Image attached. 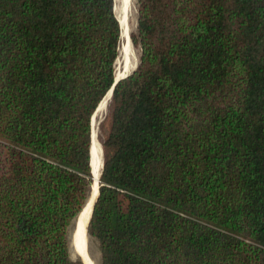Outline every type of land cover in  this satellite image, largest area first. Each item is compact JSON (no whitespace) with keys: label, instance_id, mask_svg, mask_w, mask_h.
I'll list each match as a JSON object with an SVG mask.
<instances>
[{"label":"trees","instance_id":"obj_1","mask_svg":"<svg viewBox=\"0 0 264 264\" xmlns=\"http://www.w3.org/2000/svg\"><path fill=\"white\" fill-rule=\"evenodd\" d=\"M114 5L0 0V264H83ZM135 25L88 225L100 264H264V0H136Z\"/></svg>","mask_w":264,"mask_h":264},{"label":"bare ground","instance_id":"obj_2","mask_svg":"<svg viewBox=\"0 0 264 264\" xmlns=\"http://www.w3.org/2000/svg\"><path fill=\"white\" fill-rule=\"evenodd\" d=\"M125 2L131 3V0H125ZM121 7H123V6H120L119 13L116 12L117 20L119 22V26L121 29V36H120L119 55H118V59H117L116 65H115V72H114L115 79H120V78L124 77L126 74H128L129 72H131L135 68V66H134L130 70V68H131L130 65L132 62H131L130 47H129V43L127 42V38H128V31L126 28L127 10L123 9ZM127 23H128V21H127ZM109 98H110V94L108 93L105 96L104 100H102L103 102H102L98 112L106 109ZM91 124H92V122H91ZM90 154H91V167H92V173H93V178H94V182H93V186H92V194L90 195L91 197H89L87 204L85 205L82 213L80 214L79 218L77 219L76 225L74 227L75 231L73 232V235H72V243L75 245V247L81 253L80 259L82 260L83 264H94L93 261L90 259L88 252L86 251V243H87L86 225H87V221H88L90 214H91L93 201H94L95 196L97 194L98 178H99V173H100L101 166H102L101 146L95 138L94 131L92 133ZM84 235H85V240H84ZM85 241H86V243H85Z\"/></svg>","mask_w":264,"mask_h":264},{"label":"rangeland","instance_id":"obj_3","mask_svg":"<svg viewBox=\"0 0 264 264\" xmlns=\"http://www.w3.org/2000/svg\"><path fill=\"white\" fill-rule=\"evenodd\" d=\"M120 6H123L121 8L127 10L126 28H127L129 38H130L131 33L135 30V27H136V25H135V22H136V0H131V3H127V2H125V0H119V1L115 0L114 8H115V11L117 13H119ZM127 21H128V23H127ZM127 42L129 43L128 38H127ZM130 44H131V39H130ZM131 50L132 51H130V54H131V62L132 63L130 65L131 66L130 70L134 66H135V68H134V70H135L139 64V50L137 48L133 47L132 44H131ZM116 61H117V59H116ZM116 61H115V63H116ZM111 100L112 99H109L106 109L101 110L95 114L94 119H93V125L91 126V133H93V131H94L95 138L101 146V159H102V161H103V144L105 142V139H106L107 134H108L109 129H110L111 108H112V101ZM73 228H74V224L71 228L70 236H69L70 254H71V257L73 259H79L80 260L81 253L75 247V245L72 243ZM84 240H85V235H84ZM86 251L88 252L89 257L93 261L94 264H100L101 256H100V252L98 249V243L92 236H91V238L88 236V240L86 243ZM92 257L94 258V260Z\"/></svg>","mask_w":264,"mask_h":264},{"label":"water","instance_id":"obj_4","mask_svg":"<svg viewBox=\"0 0 264 264\" xmlns=\"http://www.w3.org/2000/svg\"><path fill=\"white\" fill-rule=\"evenodd\" d=\"M134 70H132L131 72H129L128 74H126L124 77H122V78H120V79H114V83H113V85H112V87L110 88V90L107 92V94L109 93L110 94V98L109 99H111L112 98V93H113V90H114V88H115V86L121 81V80H123V79H125L126 77H128L132 72H133ZM106 94V95H107ZM105 95V96H106ZM96 111H97V109H96ZM96 111H95V113H96ZM95 113H94V115H95ZM93 115V116H94ZM93 116H92V118H93ZM92 118H91V122H92ZM92 126V125H91ZM91 166V165H90ZM102 167H103V162H102V166H101V170H100V173H99V178H98V187H97V194H96V196H95V199H94V201H93V204H92V210H91V214H90V217H89V219H88V221H87V225H86V238H87V240H88V225H89V223H90V220H91V217H92V213H93V209H94V207H95V203H96V201H97V199H98V196H99V186H100V178H101V174H102ZM91 176H92V180H93V182H94V178H93V173H92V168H91ZM92 194V189H91V193H90V195ZM91 197V196H90ZM79 217V216H78ZM77 221V220H76ZM75 224H76V222H74V227H75ZM75 231V228H73V232ZM81 260V259H80ZM81 262H82V260H81ZM83 263V262H82Z\"/></svg>","mask_w":264,"mask_h":264}]
</instances>
